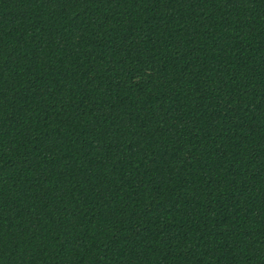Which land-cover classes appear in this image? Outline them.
Returning a JSON list of instances; mask_svg holds the SVG:
<instances>
[{
  "label": "trees",
  "instance_id": "obj_1",
  "mask_svg": "<svg viewBox=\"0 0 264 264\" xmlns=\"http://www.w3.org/2000/svg\"><path fill=\"white\" fill-rule=\"evenodd\" d=\"M0 264H264V0H0Z\"/></svg>",
  "mask_w": 264,
  "mask_h": 264
}]
</instances>
